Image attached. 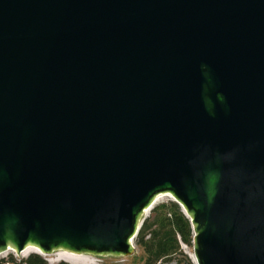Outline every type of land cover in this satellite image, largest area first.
<instances>
[{
  "label": "water",
  "instance_id": "1",
  "mask_svg": "<svg viewBox=\"0 0 264 264\" xmlns=\"http://www.w3.org/2000/svg\"><path fill=\"white\" fill-rule=\"evenodd\" d=\"M161 193L264 264V0H0V252L133 255Z\"/></svg>",
  "mask_w": 264,
  "mask_h": 264
},
{
  "label": "trees",
  "instance_id": "2",
  "mask_svg": "<svg viewBox=\"0 0 264 264\" xmlns=\"http://www.w3.org/2000/svg\"><path fill=\"white\" fill-rule=\"evenodd\" d=\"M193 241L191 220L174 200L155 205L135 237L136 244L146 254L145 264H166L172 258H175L178 264H194L183 251V245L192 246ZM5 262L4 259L0 260V264ZM18 264L50 263L34 253Z\"/></svg>",
  "mask_w": 264,
  "mask_h": 264
},
{
  "label": "rangeland",
  "instance_id": "3",
  "mask_svg": "<svg viewBox=\"0 0 264 264\" xmlns=\"http://www.w3.org/2000/svg\"><path fill=\"white\" fill-rule=\"evenodd\" d=\"M171 200H173V198L170 195H167V194L160 195L158 199L156 200L154 206L159 203L167 202ZM152 208L144 212V215L142 216L143 221L146 219V217L150 215ZM135 250H136L135 254L126 255V256L125 255L96 256V255H90V254H83L81 256H78L80 257V259L77 264H145L146 254L136 244V242H135ZM183 251L186 255H188V257L191 258V256L194 254V243L192 246L183 245ZM34 253L41 255L50 264H64V263L72 264L71 262L61 258L63 254L69 253V252L63 251L62 249L54 250L48 254L30 252L27 255L19 254L18 252L14 250H8L7 252L0 254V260H3V259L6 260L5 264H18L22 259H25ZM166 264H178V262L175 258H172Z\"/></svg>",
  "mask_w": 264,
  "mask_h": 264
},
{
  "label": "bare ground",
  "instance_id": "4",
  "mask_svg": "<svg viewBox=\"0 0 264 264\" xmlns=\"http://www.w3.org/2000/svg\"><path fill=\"white\" fill-rule=\"evenodd\" d=\"M163 194L170 195V194H168V193H161V194L157 195V196L155 197L154 204H155L156 200L158 199V197H159L160 195H163ZM170 196H171V195H170ZM171 197H172V196H171ZM172 198H173V197H172ZM149 209H150V208L145 209L144 212H145V211H148ZM8 250H14V251L18 252L14 247H10V248H8V249L5 250V251L0 252V254L5 253V252H7ZM62 250H63V251H66V252H69V253L63 254V255L61 256V258H62V259H65V260H67V261H69V262H71L72 264H77V263L79 262V259H80V257H78V256H81V255L84 254V253H78V252L71 251V250H66V249H62ZM30 252H38V253H42V254H48V253H45V252H43L42 250H40L39 248H37V247H35V246H32V245H29L28 247H26L25 250H23V251H21V252L19 251V254L27 255V254H29ZM50 253H51V252H50ZM76 254H77V255H76ZM192 256H193V255H192ZM193 260H194V262H196L194 256H193Z\"/></svg>",
  "mask_w": 264,
  "mask_h": 264
}]
</instances>
